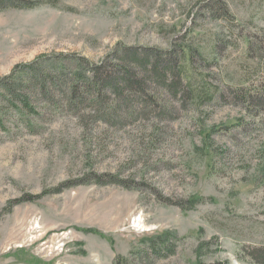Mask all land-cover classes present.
Instances as JSON below:
<instances>
[{
    "label": "rangeland",
    "instance_id": "374dc122",
    "mask_svg": "<svg viewBox=\"0 0 264 264\" xmlns=\"http://www.w3.org/2000/svg\"><path fill=\"white\" fill-rule=\"evenodd\" d=\"M41 2L0 10V80L39 58L99 65L120 48L155 49L177 57L182 97L153 85L164 114L121 113L115 126L34 95L39 117L0 98V264H254L264 108L238 97L264 99V0ZM167 233L174 255H138Z\"/></svg>",
    "mask_w": 264,
    "mask_h": 264
},
{
    "label": "trees",
    "instance_id": "16d2710c",
    "mask_svg": "<svg viewBox=\"0 0 264 264\" xmlns=\"http://www.w3.org/2000/svg\"><path fill=\"white\" fill-rule=\"evenodd\" d=\"M43 2L53 3V0ZM41 3V0H0V10L35 9ZM215 7L221 17L227 15L222 6L218 4ZM112 57L99 65L78 56L39 58L18 67L11 75L0 80V98L15 112L39 117L40 112L33 102L34 95L45 100V107L54 106L56 109H51L56 112L93 114L96 122L115 126L120 123L115 118L121 113L144 114L149 109L164 114L157 95L151 94L153 85L168 88L174 99L181 96L182 68L177 57L166 58L162 51L155 49L142 52L134 48H120ZM184 99L196 103L201 97L188 90ZM238 99L246 107L253 105L252 108H264V99L257 100L249 91H244ZM101 183L97 182L98 185ZM195 198L187 203L191 206L199 204L200 199ZM159 199L169 203L166 198ZM22 201L26 200L19 203ZM176 238L169 233L157 236L138 255L168 258L176 252ZM248 259L254 264H264V250L249 252ZM114 264L132 263L118 257Z\"/></svg>",
    "mask_w": 264,
    "mask_h": 264
}]
</instances>
